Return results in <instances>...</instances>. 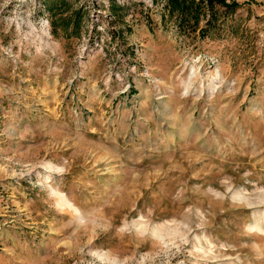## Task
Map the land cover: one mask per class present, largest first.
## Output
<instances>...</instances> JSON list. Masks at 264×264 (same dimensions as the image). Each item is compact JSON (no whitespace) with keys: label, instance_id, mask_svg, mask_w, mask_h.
<instances>
[{"label":"rangeland","instance_id":"rangeland-1","mask_svg":"<svg viewBox=\"0 0 264 264\" xmlns=\"http://www.w3.org/2000/svg\"><path fill=\"white\" fill-rule=\"evenodd\" d=\"M226 1L0 0V264H264V0Z\"/></svg>","mask_w":264,"mask_h":264},{"label":"trees","instance_id":"trees-1","mask_svg":"<svg viewBox=\"0 0 264 264\" xmlns=\"http://www.w3.org/2000/svg\"><path fill=\"white\" fill-rule=\"evenodd\" d=\"M217 3L229 9L239 6L236 2L228 3L226 0H167L166 7L169 17L175 19L179 28L192 27L195 30L198 28L200 20L207 16V10H211L213 18L212 8ZM75 22L79 24L78 18L75 19ZM209 22L211 19L208 20Z\"/></svg>","mask_w":264,"mask_h":264}]
</instances>
